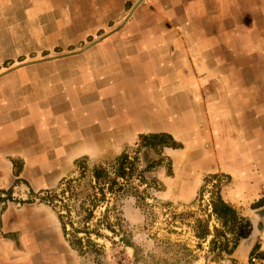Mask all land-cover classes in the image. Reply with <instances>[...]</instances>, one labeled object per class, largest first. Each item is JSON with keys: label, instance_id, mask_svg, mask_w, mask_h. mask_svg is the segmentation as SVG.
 <instances>
[{"label": "crops", "instance_id": "0c3cea01", "mask_svg": "<svg viewBox=\"0 0 264 264\" xmlns=\"http://www.w3.org/2000/svg\"><path fill=\"white\" fill-rule=\"evenodd\" d=\"M137 146L169 163L159 199L224 178L252 225L233 255L264 251V0H0V264H58L69 243L51 209L10 198Z\"/></svg>", "mask_w": 264, "mask_h": 264}, {"label": "rangeland", "instance_id": "374dc122", "mask_svg": "<svg viewBox=\"0 0 264 264\" xmlns=\"http://www.w3.org/2000/svg\"><path fill=\"white\" fill-rule=\"evenodd\" d=\"M125 151L136 170L126 179H119L120 185L112 193L104 187L102 198L100 188L92 178V169L100 166L112 178L116 158L80 165L84 169L78 170L76 176L24 201H18L16 195L12 197L16 201L9 199L20 205L47 207L58 218L61 214L63 220L59 221L66 225L65 241H73L76 237L82 240V253L73 250L69 243L70 248L64 245L56 249L62 257L58 264H264V251L258 250L260 245L257 244L244 260L241 251L228 256L212 250L211 242L217 237L214 232L221 228V223L212 213L211 202L219 196L221 185L226 183L224 178H205L204 186L191 204L165 201L157 197L162 188L157 185L151 171H144L146 160L161 162L165 158L141 150L139 146ZM165 163L169 165L167 161ZM206 192L210 193L208 203L203 200ZM2 200H8L7 196ZM89 213L91 217L86 220ZM260 219L261 232L257 238L264 246V217ZM203 225L209 235L200 239L197 233ZM94 230L97 233H93ZM75 232L84 234L76 235ZM226 238L229 247L232 246L233 236L226 234ZM217 240L221 241L220 238ZM45 253L42 250L34 253L35 258L39 254V262L43 261L40 264L49 262L48 258H43Z\"/></svg>", "mask_w": 264, "mask_h": 264}, {"label": "trees", "instance_id": "16d2710c", "mask_svg": "<svg viewBox=\"0 0 264 264\" xmlns=\"http://www.w3.org/2000/svg\"><path fill=\"white\" fill-rule=\"evenodd\" d=\"M140 140L141 147L147 148H156L158 146L162 147L167 144V142L159 135L141 136ZM146 161L147 165L145 166V172H150L160 165L159 160ZM114 163L116 167L113 168L114 172L112 178H110L107 174L108 172L106 173V171L100 166H95L92 169V178L94 180V183L100 188L99 193L101 195V198L105 193L104 187H107L106 190L109 191V193H112L114 188L120 185L118 183L119 179H126L128 176H131L136 170L134 163L130 161L127 153H122L119 157H117V159H115ZM211 210L216 219L221 223V228L215 229L214 235H217V237H215L211 242L212 250L220 251L221 253L231 256L238 246L239 242L249 236L251 227L248 223H246L247 220L239 216L236 210L223 202L219 196H216V198H214V200L211 202ZM90 217L91 216L89 213L85 216V219L89 220ZM59 219L61 221L63 220L61 214L59 215ZM200 224L201 222H198V225ZM62 229L64 232L66 231L65 224H62ZM109 229L110 231L112 230V228ZM80 233L84 234V232H75L74 234L77 235ZM93 233L97 232L94 230ZM88 234L90 235V233ZM226 234H230L233 236L232 246L230 247L228 244L229 241L226 238ZM208 235L209 232L203 225L201 230H199V232L197 233V237L200 239H204ZM217 238H220L222 242L218 241ZM73 241H69L71 248L78 251L79 253H82V240L76 237ZM126 243L127 246H130L128 242ZM88 244H90V242H88Z\"/></svg>", "mask_w": 264, "mask_h": 264}, {"label": "flooded vegetation", "instance_id": "af4514ba", "mask_svg": "<svg viewBox=\"0 0 264 264\" xmlns=\"http://www.w3.org/2000/svg\"><path fill=\"white\" fill-rule=\"evenodd\" d=\"M262 217H264V211L260 213V218H262ZM243 218H244V217H243ZM244 219L247 220L246 218H244ZM246 223H248V224L250 225V227H251V232H250V234H249V236H248L247 238L242 239L241 241H243V240H244V241H245V240H248V239L251 238V236H252V235H251V233H252V225H251V223H249L248 221H247ZM241 241H240V242H241ZM240 242H239V243H240ZM238 245H239V244H238ZM254 247H255V246H254ZM254 247L252 248V250L254 249ZM73 250H74V249H73ZM252 250H251V251H252Z\"/></svg>", "mask_w": 264, "mask_h": 264}, {"label": "built area", "instance_id": "2783aa9c", "mask_svg": "<svg viewBox=\"0 0 264 264\" xmlns=\"http://www.w3.org/2000/svg\"><path fill=\"white\" fill-rule=\"evenodd\" d=\"M129 158H130V156H129ZM212 182L214 183V181H212ZM209 195H210V193H208V192H206V194L203 195V200L206 201L207 203H208L207 198L209 197ZM208 209H209V212H210V205L209 204H208Z\"/></svg>", "mask_w": 264, "mask_h": 264}, {"label": "bare ground", "instance_id": "6f19581e", "mask_svg": "<svg viewBox=\"0 0 264 264\" xmlns=\"http://www.w3.org/2000/svg\"><path fill=\"white\" fill-rule=\"evenodd\" d=\"M252 236H253V235H252ZM252 236H251V237H252ZM250 239H251V238H250ZM248 242H249V240H248V241H246V242H244L240 250H242V251H243V250L246 248V246H247ZM241 253H242V252H241Z\"/></svg>", "mask_w": 264, "mask_h": 264}, {"label": "water", "instance_id": "95a60500", "mask_svg": "<svg viewBox=\"0 0 264 264\" xmlns=\"http://www.w3.org/2000/svg\"><path fill=\"white\" fill-rule=\"evenodd\" d=\"M258 216H260V214H258ZM257 227H258V229H261V225H260V223H259V225H258Z\"/></svg>", "mask_w": 264, "mask_h": 264}]
</instances>
